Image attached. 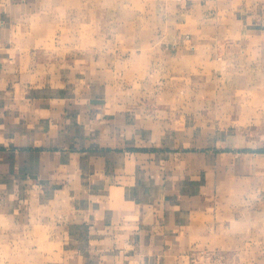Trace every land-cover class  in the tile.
Segmentation results:
<instances>
[{"label": "crops", "instance_id": "0c3cea01", "mask_svg": "<svg viewBox=\"0 0 264 264\" xmlns=\"http://www.w3.org/2000/svg\"><path fill=\"white\" fill-rule=\"evenodd\" d=\"M149 2L162 17L154 26L175 32L176 43H188L185 31L202 34L191 43L230 33L218 47L235 43L264 87V0ZM33 5L0 1V241L57 245L33 264H205L202 254L216 245L207 221L217 208L213 187L264 172V153L239 150L249 160L230 146L160 147L163 121L137 129L127 91L105 80L101 45L81 43L80 54L58 58L51 48L59 43H23L14 21L36 15Z\"/></svg>", "mask_w": 264, "mask_h": 264}, {"label": "rangeland", "instance_id": "374dc122", "mask_svg": "<svg viewBox=\"0 0 264 264\" xmlns=\"http://www.w3.org/2000/svg\"><path fill=\"white\" fill-rule=\"evenodd\" d=\"M36 2L39 5L30 6L37 9L36 15L14 21L23 29L19 33L23 43H59L60 47L51 48L58 58L80 54L81 43L101 45L105 80L111 91H127L123 103L132 111L137 129L147 131L163 121L168 140L160 147L230 146L235 155L249 160L252 156L239 150L264 153V134L258 138L255 134L264 117V87L253 79L258 67L243 57L235 43L226 50L218 47L224 36L233 38L230 33H218L220 43H191L202 34L190 37L185 31L188 43H176L175 32L154 26L162 17L149 0ZM90 51L96 58V49ZM58 58L51 60L60 63ZM236 136L259 142L244 143ZM230 137L228 145L220 144ZM234 176L213 187L217 208L207 221L216 245L202 257L205 264H264V172ZM55 247L41 237L20 240L19 245L16 240L0 241V264H33L48 258L42 254Z\"/></svg>", "mask_w": 264, "mask_h": 264}, {"label": "trees", "instance_id": "16d2710c", "mask_svg": "<svg viewBox=\"0 0 264 264\" xmlns=\"http://www.w3.org/2000/svg\"><path fill=\"white\" fill-rule=\"evenodd\" d=\"M262 151H264V149H262Z\"/></svg>", "mask_w": 264, "mask_h": 264}]
</instances>
